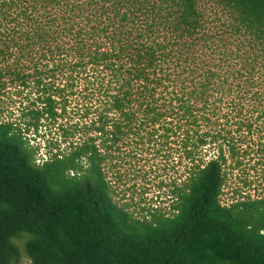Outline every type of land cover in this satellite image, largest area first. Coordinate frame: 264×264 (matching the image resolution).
<instances>
[{
	"label": "trees",
	"instance_id": "trees-1",
	"mask_svg": "<svg viewBox=\"0 0 264 264\" xmlns=\"http://www.w3.org/2000/svg\"><path fill=\"white\" fill-rule=\"evenodd\" d=\"M174 156L169 213L119 204ZM248 166L264 0H0V264H264V196L222 200Z\"/></svg>",
	"mask_w": 264,
	"mask_h": 264
},
{
	"label": "rangeland",
	"instance_id": "rangeland-1",
	"mask_svg": "<svg viewBox=\"0 0 264 264\" xmlns=\"http://www.w3.org/2000/svg\"><path fill=\"white\" fill-rule=\"evenodd\" d=\"M175 160L176 156L170 158L166 164L162 157H158L150 164L142 162L136 167L127 165L122 172V181H116L115 174H113L111 178L117 182L115 188L119 204L138 218H145L155 211L169 213L173 203L171 189L169 187L161 189L160 183L165 181L170 185V180L186 171L185 164L182 167L174 168ZM255 162L256 159H252L250 165L254 166ZM246 169V171L238 170L229 175V185L222 198L224 204H230L233 200L239 199L240 195L235 194L237 190L241 191L243 195H250L254 198L264 196L263 171L260 168L249 170V166ZM246 176H249L252 182L248 188L242 184V180ZM23 264H30V262L25 260Z\"/></svg>",
	"mask_w": 264,
	"mask_h": 264
}]
</instances>
